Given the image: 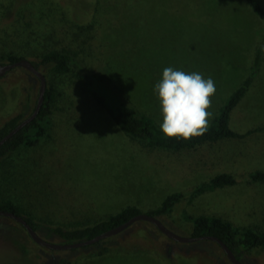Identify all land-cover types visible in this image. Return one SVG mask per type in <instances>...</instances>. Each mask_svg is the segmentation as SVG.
<instances>
[{
    "label": "rangeland",
    "instance_id": "rangeland-1",
    "mask_svg": "<svg viewBox=\"0 0 264 264\" xmlns=\"http://www.w3.org/2000/svg\"><path fill=\"white\" fill-rule=\"evenodd\" d=\"M254 1L264 10V0ZM64 13L73 32L97 18L87 43L92 60L86 70L107 72L120 90L116 96L158 128L163 117L154 86L165 68L210 76L216 87L209 109L214 117L247 77L256 50L264 47V20L247 0H0V66L8 63L1 52L15 36L12 29L19 18L31 23L18 30L11 46L22 54L39 49L51 26L61 24ZM39 71L49 81L55 80L49 67ZM38 88L37 78L20 67L0 78V127L18 113L32 112ZM105 95L114 105L115 95L111 91ZM72 101L65 107L68 117H54L49 139L0 161V200L11 199L41 224L71 229L91 225L128 205L143 212L153 210L165 196L189 193L213 175L227 172L238 178L235 186L183 200L161 222L187 237L191 229L183 219L186 215H215L239 227L253 224L264 229V184L246 181L249 173L264 171V130L242 142L226 140L207 147L205 151L216 157L203 168L212 169L188 172L187 162L181 165L184 170L168 167L171 164L159 158L153 161L143 145L120 131L97 105L86 116H78L85 105ZM229 127L240 134L264 128V48L257 76L232 110ZM17 161L32 170L26 185H21L25 175H18ZM48 177L61 193L54 204L39 192ZM61 199L85 208L58 210ZM37 234L45 241L62 243L44 229ZM109 247L111 252L102 257H91L83 249L49 250L36 244L16 221L0 216V264H231L213 243L174 242L143 221L110 237ZM241 261L264 264V251Z\"/></svg>",
    "mask_w": 264,
    "mask_h": 264
},
{
    "label": "trees",
    "instance_id": "trees-1",
    "mask_svg": "<svg viewBox=\"0 0 264 264\" xmlns=\"http://www.w3.org/2000/svg\"><path fill=\"white\" fill-rule=\"evenodd\" d=\"M247 1L253 12L264 20L263 8L254 0ZM94 15L95 14H93V16ZM63 16L60 25L56 23L55 25L53 24L54 26H51V33L50 35L47 34L49 38L47 36L45 37V41L40 44L41 46H39V49L35 48V50L22 54L13 51L11 46L14 41H17L19 35L18 30L23 28L26 29L27 26H31V23L26 22L25 18H19L12 29L15 36L11 38L8 49L1 52V59L7 62H15L27 56L28 58L25 59L31 61L38 70L40 67H49L55 80H53V82L49 81L43 74L46 78L47 85L39 113L33 121L21 128L0 146V161L15 154L22 147H27L29 149L38 147L42 138L49 139L51 132L50 126L53 123L54 117L58 119L68 117L69 113H67L65 107L70 106L71 103L74 102L72 101L74 99H78L79 103L81 102L82 105L87 107L85 108L84 106L78 116H86L91 108L97 105L108 114L120 131L129 138L141 143L145 148L144 151L146 155L152 159L154 158L153 161L156 160L159 162L162 159V162L171 164L168 167L174 165L175 169L183 168L184 170L185 168L181 165H186L187 162L189 168L186 170L188 172L192 171L194 168L200 171H206L207 169L209 171L212 169L203 168L207 166L208 163L213 162L216 157V155H211L209 152L207 153V151H205L207 147H212L218 142H226V140L242 142L253 134L264 130L263 127H259L240 134L229 127V119L232 110L246 95L257 76L264 48L263 46H260L256 50L247 77L229 95L222 106L218 108L209 130L203 136L193 137L185 141L182 138L166 137L154 122L138 114L137 110L131 104L126 101L123 102L120 97H117L116 94H118L117 92H120V90L107 72H100L98 69L96 70L94 68L90 71L86 70L90 67L92 60V54L89 51L87 43L90 42L88 39L89 36H91V31L93 30L97 18H93L92 24L86 27L80 26V28H77V32H73L72 29H74V27H69V24H67L69 22L64 21L66 20L65 13ZM37 20L41 21V18L38 17ZM53 32L57 37H53ZM57 32L60 33L59 37ZM107 91H111L115 95V104L112 106L109 105V99L105 95ZM88 103H90L89 106H87ZM30 114L26 115V113L21 112L7 120L2 127H0V140ZM236 156L241 157L242 155L238 154ZM157 158L160 160L158 161ZM233 159H236L235 156ZM23 161H25V159L21 160V162ZM17 163L20 166V173H18V175L21 177L25 175V180H22L21 185H26L29 183L26 179L27 175L31 174L32 170L29 171V173L26 169L27 167L22 166V164L25 165L24 163L21 165L19 161H17ZM45 169L50 173V168ZM237 181L238 178L232 173H218L213 175L208 181L195 186L189 193L174 192L165 196L160 204L153 210L143 212L136 206L128 205L114 214L98 219L91 225L71 229L62 226L41 224L22 206L14 203L11 199L0 200V210L12 212L17 216L23 217L36 232H39L40 229H44L49 234L61 240L62 243H74L95 238L141 213H147L159 219L161 217H170L176 206L183 200L191 201L205 193L235 186ZM246 181H248V183L264 184V171L257 170L249 173ZM52 184L53 183L48 177L44 187L39 189L40 194H43V196L51 202L50 204H54L55 198H60L59 196L61 195L58 187H54ZM57 193H59V196H57ZM56 206L55 208H58V210L73 212L81 211L85 208L84 205L72 204V202L67 199H61ZM183 219L190 224V237H217L239 260L244 256L251 255L255 251H264V229L258 228L253 224L239 227L215 215H186ZM262 220H264V216ZM203 241L213 243L219 247L215 242L209 240ZM78 249L89 250V256L91 257H102L111 252L109 238ZM75 250L76 249H72L71 251Z\"/></svg>",
    "mask_w": 264,
    "mask_h": 264
},
{
    "label": "clouds",
    "instance_id": "clouds-1",
    "mask_svg": "<svg viewBox=\"0 0 264 264\" xmlns=\"http://www.w3.org/2000/svg\"><path fill=\"white\" fill-rule=\"evenodd\" d=\"M160 100L163 122L160 129L166 137L185 141L203 136L213 117L211 98L216 93L214 80L199 72L186 73L167 67L154 86Z\"/></svg>",
    "mask_w": 264,
    "mask_h": 264
},
{
    "label": "water",
    "instance_id": "water-1",
    "mask_svg": "<svg viewBox=\"0 0 264 264\" xmlns=\"http://www.w3.org/2000/svg\"><path fill=\"white\" fill-rule=\"evenodd\" d=\"M17 67L25 69L26 71H28L29 73H31L33 76H35L37 78V80L39 81L38 97H37L36 105H35L33 111L31 112V114L28 117H26L24 120H22L14 129H12L8 134H6L0 140V146L4 142L9 140L21 128H23L24 126H26L27 124H29L31 121L34 120V118L39 113V109L43 103L44 94L46 91L47 83H46L45 76L37 68H35V66L31 63V61H29L28 59H25V58L19 59L15 62H8L6 64L1 65L0 66V78L3 77L10 70L17 68ZM0 216L10 218V219L16 221L18 224H20L25 229V231L27 232L29 237L36 244H38L39 246H42L46 249H49V250L67 251V250L78 249V248H81L84 246L92 245L93 243H96L100 240L113 237V236L123 232L124 230H126L127 228H129L131 225H133L136 222L143 221V222H148V223L152 224L160 233H162L164 236H166L168 239H170L174 242H178V243H182V244L195 243V242H200L203 240H209V241L215 242L219 245L220 249L225 254L227 260L231 264H243V262L241 260L237 259V257L233 254V252L217 237H213V236H203V237H190V236H188L187 237V236L178 235V234L172 232L171 230H169L166 226H164V224L161 222V220L159 218L148 215L147 213L138 214V215L130 218L126 222H124V223H122V224H120V225H118V226H116L110 230H107L106 232H104V233H102V234H100V235H98L95 238H92L90 240H85V241H81V242H74V243H59V244H55V243H51V242L43 240L37 234V232L35 230H33V228L21 216H17L12 212L2 211V210H0Z\"/></svg>",
    "mask_w": 264,
    "mask_h": 264
}]
</instances>
